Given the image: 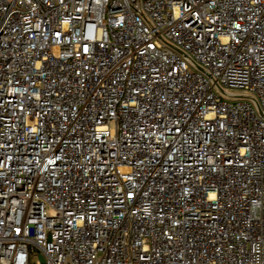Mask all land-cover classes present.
<instances>
[{
    "label": "built area",
    "instance_id": "1",
    "mask_svg": "<svg viewBox=\"0 0 264 264\" xmlns=\"http://www.w3.org/2000/svg\"><path fill=\"white\" fill-rule=\"evenodd\" d=\"M0 264H264V0H0Z\"/></svg>",
    "mask_w": 264,
    "mask_h": 264
},
{
    "label": "water",
    "instance_id": "2",
    "mask_svg": "<svg viewBox=\"0 0 264 264\" xmlns=\"http://www.w3.org/2000/svg\"><path fill=\"white\" fill-rule=\"evenodd\" d=\"M42 261L44 262L43 258H42Z\"/></svg>",
    "mask_w": 264,
    "mask_h": 264
}]
</instances>
